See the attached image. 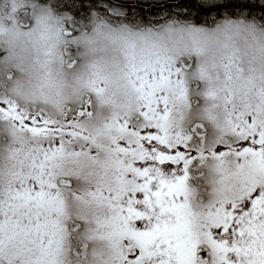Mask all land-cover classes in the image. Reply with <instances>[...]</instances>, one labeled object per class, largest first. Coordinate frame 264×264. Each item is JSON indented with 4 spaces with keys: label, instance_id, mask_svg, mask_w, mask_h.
Masks as SVG:
<instances>
[{
    "label": "rangeland",
    "instance_id": "obj_1",
    "mask_svg": "<svg viewBox=\"0 0 264 264\" xmlns=\"http://www.w3.org/2000/svg\"><path fill=\"white\" fill-rule=\"evenodd\" d=\"M22 3L0 0V87L35 107L36 114L45 110L48 126L60 131L52 139L33 137L8 129L0 119V203L20 181L40 172L59 193L52 197L55 206L49 201L46 209L52 226L43 247L33 244L31 252L21 253L24 264H124L126 254L148 249L164 232L178 233L169 238L173 249L189 254L211 211L264 185V156L235 154L246 143L258 147L244 138L264 131V28L224 20L212 27L180 24L140 31L96 24L65 36L60 18L38 7L20 12ZM133 52L137 63L149 59L180 67L173 79L183 81V94L173 84L161 85L152 111L142 115L146 101L129 75ZM9 100L0 97V106ZM153 124L173 144L185 143L184 153L225 155L196 158L190 166L192 173L180 187L188 199L184 222L171 218L170 227L153 224L145 232L134 222L148 218L147 203L139 212L122 205L142 175L133 162L147 157L140 132ZM72 131L79 135L69 136ZM228 146L233 154L223 150ZM179 171L180 166L161 168L174 192ZM69 184L74 187L66 188ZM74 221L75 241L65 232L66 223Z\"/></svg>",
    "mask_w": 264,
    "mask_h": 264
},
{
    "label": "snow or ice",
    "instance_id": "obj_2",
    "mask_svg": "<svg viewBox=\"0 0 264 264\" xmlns=\"http://www.w3.org/2000/svg\"><path fill=\"white\" fill-rule=\"evenodd\" d=\"M49 7L63 18L65 36L72 34V25L76 21L90 22L94 13L97 20L102 19L114 26L123 25L135 31L151 30L154 24L160 23L148 20L143 9L133 5L131 0H49ZM162 7L194 12L195 21L208 27H212L215 21L201 20V17H210L213 13L217 20L226 23L264 25V0H178L164 3ZM112 9H118L123 14L115 15ZM134 13H138V16ZM180 72V67L173 69L149 59H141L137 63L135 52L131 54L129 75L134 78L133 85L137 92L146 101L142 115L152 111L150 105L155 102L154 92L161 85L173 84L183 94V81L173 79ZM96 91H103V88H97ZM159 101L166 102V97H159ZM0 119L10 120L14 128L33 137L47 136L54 131L48 126V121L25 113L11 101L0 106ZM68 135L78 136L79 133L72 131ZM249 137L250 142L258 147L243 148L235 154L264 156V131L251 133L244 139ZM83 138L88 140L89 137ZM140 146L147 157L134 161L132 165L135 172L142 174L137 178L139 186L127 195L122 205V208H135L138 212L153 198V193L164 196L167 192L170 181L161 172L163 166L183 162L184 174L174 177L179 187L186 184L187 169L191 163L182 151L185 143L179 139L175 144L168 141L156 124L141 130ZM120 150L125 151V147L120 146ZM59 151H62V146L53 153ZM213 155L220 158L225 153ZM55 188L56 185L40 172L27 181H20L16 190L11 191L9 199L0 203V264H24L21 253L31 252L33 244L39 243L43 247V238L52 226L46 209L49 201L55 206L52 197L59 196L58 192H53ZM176 202L181 203L179 194ZM156 211L159 212V209ZM209 216L211 219L200 225L202 238L194 246L190 245L188 264H264V185L250 187L237 199L211 211ZM160 219L166 220L163 213ZM154 222L153 218H149L134 223L137 231L147 232ZM174 246L175 241L157 237L148 249L136 248L126 254L123 257L124 264H180L173 251Z\"/></svg>",
    "mask_w": 264,
    "mask_h": 264
},
{
    "label": "trees",
    "instance_id": "obj_3",
    "mask_svg": "<svg viewBox=\"0 0 264 264\" xmlns=\"http://www.w3.org/2000/svg\"><path fill=\"white\" fill-rule=\"evenodd\" d=\"M20 1L23 2L22 3L23 6L19 10L20 12H22L23 10L29 9L30 7H38V8H41L42 10H44L45 12L47 11L50 14L56 16L57 18H60L58 20V23L60 25L64 24L63 18L60 15H58L55 12L54 9H51L49 7V0H20ZM112 2H116V0H112ZM175 2H178V0H131V3L133 5L143 9V12L146 14L148 20L154 21V22L155 21H159L160 22L159 24H154L152 27L164 26V25H180V24H182V25H195V26H201V27H208V26H206L203 23H199L198 24L195 21V19H194L195 13L194 12L193 13H188L187 10L183 9V8L164 9L162 7V5L164 3H175ZM104 6L106 7L107 5L105 4ZM157 9H159V10H157ZM112 11H113V13L115 15H122L123 14L118 9H112ZM134 15L138 16V13H134ZM185 17H187V18H185ZM95 18H96V16H95V13H94L93 17H92V20L90 22L88 20H78V21H76V23L72 25V29H71L72 34L80 33L83 30L90 29L91 27L95 26L96 24L103 25L105 27L123 26V25H115L114 26V25L105 23L102 19L97 20ZM201 20H209L210 22L211 21H215V23L223 21V20H217L214 13L210 17H201ZM253 25L257 26V27L264 28V25H259V24H253ZM0 78L2 80H4V75L2 73H0ZM0 97L1 98L9 97L10 98L9 101H11L13 103H16V105L22 111H24L25 113H27V114H29L31 116H36V117L39 118V116L37 114H40V115H42L41 118L43 120H46V118L48 116V114L45 113V110L39 111L36 114L35 112H36L37 109L35 107L32 108L30 105H28V103H23V102L19 101L21 98H19L16 95H13V94L9 93L7 91V89H6V86H4L2 88L0 87ZM2 120L5 122V124H6L5 126H7L8 129L20 131L19 129L13 127V124H12V122L10 120H5V119H2ZM83 123H84V121H83ZM20 132H22V131H20ZM59 132H60L59 130H55L54 129V131L49 134L50 136H48V137H39V138L52 139L53 137H58L57 135L60 134ZM3 135L4 134H2L0 136V139H1V137ZM37 141L40 142L44 146V143H43V141L41 139H38ZM47 150L45 148V153L46 154H48ZM195 151H197V150H190L189 153H195ZM191 157H192V159L190 161L191 162H195V160H196L195 155L194 156L190 155V158ZM178 166H179V164L172 165V168H177ZM191 173L192 172H187L188 175L191 174ZM162 174H163V172H162ZM157 178L158 179L160 178L159 175L157 176ZM72 187H74V184H69L66 188L69 189V188H72ZM168 190L169 189H167V192L165 193L164 196L157 195V194L153 193L152 194L153 198L147 202L146 208H147L148 218H146L145 220H148L149 218H152V216H153V219L155 221L153 223V224H155L154 229H162L164 227V225H165L164 220L160 219L159 212H163L166 215H169L171 213L169 211V206L166 204L168 202ZM175 194H178V191H176ZM151 206L160 207L159 208V212H157V211L155 212L154 211L155 213H152L150 211V209H149V207H151ZM144 216L145 215H143V217ZM174 216H179V215L176 213V215H174ZM182 221L183 220H181L178 223H182ZM192 221H194V220L192 219ZM76 230H77V224H76L75 221L66 223L65 232H66V234L72 236L74 238V241H75L74 235L78 234L76 232ZM167 236L170 237V235H167V234H165V236L162 235V234L158 235V237H165V238H167Z\"/></svg>",
    "mask_w": 264,
    "mask_h": 264
},
{
    "label": "flooded vegetation",
    "instance_id": "obj_4",
    "mask_svg": "<svg viewBox=\"0 0 264 264\" xmlns=\"http://www.w3.org/2000/svg\"><path fill=\"white\" fill-rule=\"evenodd\" d=\"M254 133V132H253ZM250 139V137L247 139V140H249ZM257 146V145H256ZM252 146H251V144H249V143H246V144H244V145H242V146H240V147H237V149H241V150H243V148H251ZM218 149V148H217ZM229 150H230V148H229ZM233 149L232 150H230V154H233ZM213 153H218V152H207V151H202V152H200V151H195V153H184L185 154V157L187 158V159H189V160H191L192 159V157L190 158V155H192V156H194L195 155V158H197V159H199V158H202V157H204V156H206L207 158H209L210 159V157L214 160V159H216L217 157L216 156H214L213 155ZM196 159V160H197ZM193 163H196V162H191L190 164H189V166H188V169H187V172H192V168H190V166L193 164ZM179 166H180V171L178 172V175H183L184 174V168H183V162H180L179 163ZM154 186V185H153ZM173 187L174 186H172V185H169V187H168V202L166 203L169 207H170V205L171 206H173L175 209L176 208H178V209H176L177 211H178V213H179V219H180V221L181 220H184L185 221V216H184V213H186V211H187V201H188V199H187V195H185V193H184V191L182 190V188H180L181 186H179V190H178V194H179V201L182 203V205L183 206H181V203H177L176 202V197H177V195L178 194H175V190H173ZM159 209L160 207H153V206H151V207H149V209H150V211L152 212V213H155L156 212V209ZM155 211V212H154ZM161 213H163V212H159V214H161ZM180 213H182V214H180ZM164 214V213H163ZM165 215V217H166V220H164V222H167V220L168 219H171V218H175V216H172V215H166V214H164ZM194 217V216H193ZM152 218H153V216H152ZM186 218H188V217H186ZM192 220V219H191ZM193 220L194 221H197L196 220V217H194L193 218ZM174 250V249H173ZM174 252L176 253V259L180 262V264H188V261H189V259H190V255H191V253H189V254H186L183 250H181V249H175L174 250Z\"/></svg>",
    "mask_w": 264,
    "mask_h": 264
}]
</instances>
